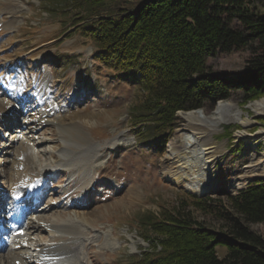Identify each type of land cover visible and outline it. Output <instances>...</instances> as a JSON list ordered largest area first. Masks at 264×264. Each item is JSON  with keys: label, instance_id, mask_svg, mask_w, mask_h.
<instances>
[{"label": "rangeland", "instance_id": "1", "mask_svg": "<svg viewBox=\"0 0 264 264\" xmlns=\"http://www.w3.org/2000/svg\"><path fill=\"white\" fill-rule=\"evenodd\" d=\"M58 4L54 0H0V28H4L0 31V78L21 77L28 89L27 97L21 99L8 97L3 93L6 83L0 85V119L11 112L8 106L12 100L23 106L12 115L14 123L23 129L20 138L8 141L12 130L0 120V185L6 186L5 180L19 183L36 169L41 172V164L59 160L61 149L81 152L75 174L57 168L48 197L53 206L37 218L39 225L50 226L33 229L32 236L36 241L51 242L50 228L74 223L81 229L74 264H129L130 256L141 255L150 247L138 230L141 213H158L162 208L177 207L184 200L192 203L188 193H193L173 184L162 173L169 142L185 123L180 113L205 111L210 115L219 103L230 102L245 117L249 114L253 123L249 134L253 135L264 126V115L255 117L250 106L264 100V91L260 97L245 101L241 86H228L229 98L216 100L213 106L208 100L203 108L179 111L180 125L165 151L158 153L147 144H140L136 137L141 125L133 124L131 107L137 100V91L115 84L108 77L109 70L94 59L92 39L75 32L72 19L64 11L69 7ZM252 56L249 49L219 54L208 58L207 71L217 78L237 79L247 70ZM10 68H14L12 72ZM49 102L54 104L52 111L56 113L42 122L40 118H44ZM231 110L225 108L223 115H230ZM241 128L238 124H223L214 133L216 145L226 146L218 171L223 172L227 165L240 159L251 162L264 153V138L251 141L236 138ZM17 140L30 141L34 148L33 164L25 165L24 169L17 168V160L12 158ZM91 145L95 151H86ZM261 180L264 177L253 179L244 188ZM240 189L209 191L206 195L227 203L226 198ZM190 209L200 226L203 223L221 231V222L215 215L201 212L193 205ZM251 228L264 235V224H252ZM54 234L57 236L52 237L53 242L59 245L61 233ZM38 244L42 247L46 243ZM218 253L224 257L227 249L218 247Z\"/></svg>", "mask_w": 264, "mask_h": 264}, {"label": "trees", "instance_id": "2", "mask_svg": "<svg viewBox=\"0 0 264 264\" xmlns=\"http://www.w3.org/2000/svg\"><path fill=\"white\" fill-rule=\"evenodd\" d=\"M75 32L92 39L94 59L109 78L137 91L131 107L140 144L161 153L179 127V111L203 108L241 86L245 101L264 91V0H54ZM71 14V15H70ZM249 49L247 70L217 78L207 60ZM205 112V111H204ZM206 113V112H205ZM207 114V113H206ZM160 212L145 211L138 230L150 247L129 264H264V180L226 198L199 197ZM215 215L221 231L207 228L190 206ZM218 247L227 249L221 257Z\"/></svg>", "mask_w": 264, "mask_h": 264}, {"label": "bare ground", "instance_id": "3", "mask_svg": "<svg viewBox=\"0 0 264 264\" xmlns=\"http://www.w3.org/2000/svg\"><path fill=\"white\" fill-rule=\"evenodd\" d=\"M12 82L6 85L3 83L6 86V91L14 96H24V94L22 95L24 92L22 91L21 93L20 83L18 81ZM225 108L233 109L230 115H223ZM250 109L254 112L255 117L264 115V100L255 102L250 106ZM45 116L46 114L43 117ZM180 117L185 123L170 140L167 159L162 165L164 177L169 178L173 184L200 195L203 192L209 191H236L243 188L251 180L264 177V153L258 155L251 162H242L244 159H240L227 165L223 172L217 170V165L223 156L226 146L225 143L216 145L213 135L223 124H238L242 127L236 133L238 140L249 139L251 141L264 138V126L260 127L257 133L253 135L249 134V128L253 124L249 114L245 117L244 112L230 102H221L210 115H206L204 112L193 111L188 113L181 112ZM13 146L12 152L15 156L13 158L17 160V168L20 165L24 167L25 165L33 164L34 148L30 145V142L18 140ZM88 149L95 151L92 145L85 150L87 151ZM58 155L59 160L56 163L41 164L39 169L41 172L36 169L34 170L36 172H33L32 175L29 174V178L23 181L24 184L31 186L30 194L40 190L38 185L32 187L35 185L32 184L31 178L34 179V177H39L43 174H53L57 168L61 167L65 168L67 172L71 171L74 174L78 171L79 168L74 167H78L79 163L77 161L82 156L81 152L64 148L60 150ZM253 155L255 154H251V156ZM93 157L95 158V156ZM13 169H16V167L13 166ZM16 189L23 190L24 188L18 186ZM0 194L2 193L0 192ZM55 231L61 233L59 238H61L63 243L60 242L57 245L52 242L42 247H39L37 243L36 247L39 249L38 255L47 264H65L68 259L74 264L73 260L79 251V247L76 244L78 235L81 233L80 227L75 226L73 223L57 226L53 229L50 228L49 232L54 238L57 236L54 234ZM24 242L21 239L17 243L19 245L18 251L10 250L8 256L4 254L0 255V264H25L26 258L23 254H26L28 249ZM67 264L69 263L67 262Z\"/></svg>", "mask_w": 264, "mask_h": 264}, {"label": "water", "instance_id": "4", "mask_svg": "<svg viewBox=\"0 0 264 264\" xmlns=\"http://www.w3.org/2000/svg\"><path fill=\"white\" fill-rule=\"evenodd\" d=\"M258 179H259V178L254 179V180H258ZM243 188H244V187H243ZM243 188H241V189H243ZM206 193H207V192H203V193H202L201 195H199V196H201V197H202V196H207ZM193 194H194V193H193Z\"/></svg>", "mask_w": 264, "mask_h": 264}]
</instances>
